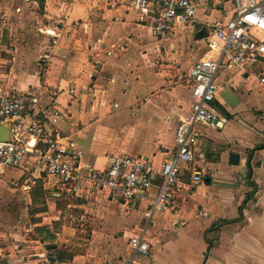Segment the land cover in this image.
I'll return each instance as SVG.
<instances>
[{
    "label": "crops",
    "instance_id": "1",
    "mask_svg": "<svg viewBox=\"0 0 264 264\" xmlns=\"http://www.w3.org/2000/svg\"><path fill=\"white\" fill-rule=\"evenodd\" d=\"M233 2L208 0L191 25L156 38L108 0H0V93L36 97L41 122L83 152L82 173L123 153L158 168L174 156V130L190 102L182 78L211 55L206 34L233 15ZM251 67L218 70L219 120L196 126L193 161L170 206L148 222L156 186L125 203L89 181L70 193L32 158L5 169L0 264H45L48 252L74 264H264V65ZM0 134L9 138V123ZM192 170L203 179L188 187ZM141 229L146 255L129 245Z\"/></svg>",
    "mask_w": 264,
    "mask_h": 264
},
{
    "label": "built area",
    "instance_id": "2",
    "mask_svg": "<svg viewBox=\"0 0 264 264\" xmlns=\"http://www.w3.org/2000/svg\"><path fill=\"white\" fill-rule=\"evenodd\" d=\"M208 0H108L111 8L122 7L136 14V23L156 38H163L176 26L191 25L199 9L207 8ZM82 25L88 26L87 23ZM208 58L192 63L182 79L190 88V102L179 118L173 134L174 156L154 168L148 158L119 154L104 170L88 167L82 173L83 152L62 141L39 119L36 97L25 94L0 93V126L10 124L9 139H0V173L7 168L22 167L32 158L45 175L73 194H80L84 182L93 190L105 192L112 200L125 203L156 186L155 196L143 212L148 222L154 213L171 204V192L183 172L193 161L197 143V125L215 126L219 120L213 107L217 85L215 76L223 67H236L240 72H252L251 66L264 65V0H234L233 15L222 16L214 22L205 37ZM264 86V72L259 76ZM264 118L263 115H260ZM188 187L202 182L199 170L190 172ZM205 216V213H202ZM144 229L129 238L134 253L148 254ZM45 264H74L62 262L53 252L42 256ZM105 264V263H100Z\"/></svg>",
    "mask_w": 264,
    "mask_h": 264
},
{
    "label": "water",
    "instance_id": "3",
    "mask_svg": "<svg viewBox=\"0 0 264 264\" xmlns=\"http://www.w3.org/2000/svg\"><path fill=\"white\" fill-rule=\"evenodd\" d=\"M3 38H5V35H6V30L4 29L3 30ZM207 35V34H206ZM2 134H3V132H2ZM2 134H0V139H9L10 137H11V134H10V136H9V138H3V137H1L2 136ZM237 159H238V156L236 155V154H230V163L231 164H235V163H237Z\"/></svg>",
    "mask_w": 264,
    "mask_h": 264
},
{
    "label": "rangeland",
    "instance_id": "4",
    "mask_svg": "<svg viewBox=\"0 0 264 264\" xmlns=\"http://www.w3.org/2000/svg\"><path fill=\"white\" fill-rule=\"evenodd\" d=\"M190 43L195 41V38H190Z\"/></svg>",
    "mask_w": 264,
    "mask_h": 264
}]
</instances>
